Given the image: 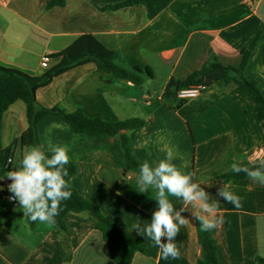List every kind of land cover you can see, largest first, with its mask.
<instances>
[{
	"label": "crops",
	"instance_id": "0c3cea01",
	"mask_svg": "<svg viewBox=\"0 0 264 264\" xmlns=\"http://www.w3.org/2000/svg\"><path fill=\"white\" fill-rule=\"evenodd\" d=\"M51 1L0 0V66L41 76L60 63L55 54L81 36L93 35L121 54L122 67H150L153 76L143 73V84L136 86L88 63L40 89L37 101L67 112L81 109L90 118L108 122L144 120L142 128L124 132L139 160L155 166L165 158L167 145L176 154L173 163L194 172L193 182L219 200L223 222L210 232L220 264H257L258 257L264 259V186L249 178L225 182L219 177L231 172L235 162L259 165L264 160V120L257 118L253 102L224 80L179 110L163 100L172 78L183 81L214 57L224 65L238 66L243 49L264 29V0H176L153 19L145 7L101 12L90 0H64V6L48 8ZM46 57L50 61L44 68ZM245 75L264 95V39ZM27 129V106L18 100L3 115V147H10ZM38 130L45 152L49 143L68 146L69 161L78 165L71 184L80 195L97 202L105 216L145 244L146 254H136L131 264H197L203 257L191 214L195 208L187 205L188 211L182 213L190 223L180 227L174 241L180 258L164 259L154 241L134 229L136 224H150L157 190L149 186L141 192L139 174L124 170L109 144H93L90 136L76 133L60 117L47 116ZM28 149L20 145L14 149L9 171L17 166V155L22 157ZM223 184L241 197L239 208L218 197ZM168 199L176 210L184 206L177 197ZM65 222L68 256L58 229L39 221L31 227L18 202H10L0 186V264H116L86 214L70 213Z\"/></svg>",
	"mask_w": 264,
	"mask_h": 264
},
{
	"label": "trees",
	"instance_id": "16d2710c",
	"mask_svg": "<svg viewBox=\"0 0 264 264\" xmlns=\"http://www.w3.org/2000/svg\"><path fill=\"white\" fill-rule=\"evenodd\" d=\"M92 4L101 12H114L127 7H145L148 18L153 19L170 4L176 0H90ZM211 0H197L198 3ZM64 0H52L48 8L54 6H64ZM264 39V29H261L252 41L243 49L241 63L238 66H228L222 64L217 58H212L206 62L199 70L190 74L185 80L179 81L172 78L165 89L163 100L170 104L174 110H179L186 100L177 97V92L181 89H188L193 86L210 87L219 80L232 82L235 85V93L241 97L250 99L254 106L257 118L264 120V95L258 83L250 80L245 75V69L257 46ZM61 58L58 65L51 68L41 76H32L20 69L0 66V177L10 170L9 158L13 157L14 149L20 145L24 148L41 146L39 136V124L49 115H56L70 125L76 133L87 134L91 137L93 144H109L112 152L120 161L126 171L139 174V160L134 152L131 138L124 133L133 131L144 126L145 122L139 118L128 119L119 122H108L99 117L90 118L83 110L67 112L60 107L47 108L37 101V92L50 85L54 79L62 74L86 65L94 63L102 72L116 76L119 79L131 82L140 86L144 82L143 73L152 77L153 72L150 67L126 69L119 64L121 54L118 51L109 49L93 35H84L76 40L65 50L53 56ZM18 100H22L27 106L28 129L20 139L15 141L10 147L4 148L2 145L3 115L8 108ZM49 156L48 152H45ZM248 167L253 165L243 162ZM65 167L69 175L65 179L69 182L72 196L61 203V211L55 217V227L62 237V245L66 256L69 253V231L66 226L65 217L70 213L86 214L95 224L96 229L102 234L103 240L108 247V255L116 264H131L136 254H146L145 244L119 227L109 217L105 216L97 202L85 199L71 184V178L78 173V165L69 161ZM225 182L232 180L247 179L243 172L237 174L233 171L219 175ZM37 222V221H36ZM36 222L29 219L31 227ZM199 244L203 250V257L197 264H220L218 247L210 231H201L199 222L196 221ZM257 264H264V259L258 257Z\"/></svg>",
	"mask_w": 264,
	"mask_h": 264
},
{
	"label": "clouds",
	"instance_id": "9594fccd",
	"mask_svg": "<svg viewBox=\"0 0 264 264\" xmlns=\"http://www.w3.org/2000/svg\"><path fill=\"white\" fill-rule=\"evenodd\" d=\"M165 148V158L155 166L147 161L140 165L137 183L143 190L141 192H147L149 186L157 190V208L150 224L146 227L136 224L134 229L154 241L162 258L179 259L181 252L174 241L180 227L190 223L189 218L182 215L188 211L187 205L196 209L191 214L199 222L201 231L219 228L223 217L219 215V200L211 199L201 184L193 182L194 172H185L183 166L173 163L176 155L174 150L167 145ZM48 153L51 155L46 154L41 146L30 147L23 153L15 169L7 172L6 178L11 181L7 186L11 193L9 200L18 202L24 216L33 222L54 226L55 217L61 211V203L72 196L70 184L65 179L69 175L65 165L69 163L70 157L67 145L49 143ZM231 168L233 172H243L252 182L264 186V160L254 167L235 162ZM168 195L179 198L184 206L176 210ZM217 195L236 208L241 206V197L231 190L229 184H223ZM162 238H166V242Z\"/></svg>",
	"mask_w": 264,
	"mask_h": 264
},
{
	"label": "built area",
	"instance_id": "2783aa9c",
	"mask_svg": "<svg viewBox=\"0 0 264 264\" xmlns=\"http://www.w3.org/2000/svg\"><path fill=\"white\" fill-rule=\"evenodd\" d=\"M49 61H50V58L49 57H46L43 59L42 61V66L44 68H47L49 66ZM206 88L204 86H193V87H190L188 89H181L177 92V97L181 100H189V99H192V98H195L197 97L201 92H203ZM12 163V158H9L8 160V164H11ZM11 181L8 180L6 178V176H2L0 178V186H1V189H2V192L4 193V195L9 199V196L11 195V193L8 191V184H10ZM10 201V200H9ZM12 203H16L17 201H10Z\"/></svg>",
	"mask_w": 264,
	"mask_h": 264
},
{
	"label": "rangeland",
	"instance_id": "374dc122",
	"mask_svg": "<svg viewBox=\"0 0 264 264\" xmlns=\"http://www.w3.org/2000/svg\"><path fill=\"white\" fill-rule=\"evenodd\" d=\"M20 159H21L20 155H17V157H16V165H18Z\"/></svg>",
	"mask_w": 264,
	"mask_h": 264
}]
</instances>
